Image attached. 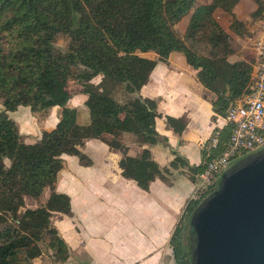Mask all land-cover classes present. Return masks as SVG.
I'll use <instances>...</instances> for the list:
<instances>
[{
    "label": "trees",
    "instance_id": "obj_1",
    "mask_svg": "<svg viewBox=\"0 0 264 264\" xmlns=\"http://www.w3.org/2000/svg\"><path fill=\"white\" fill-rule=\"evenodd\" d=\"M250 4L254 10L239 19L238 6ZM263 14L264 0H0V264L69 261L71 250L53 219L72 217L71 197L57 192V183L67 165L64 155L91 166L83 151L88 141L102 140L121 154L122 176L142 190L149 191L157 179L169 183V168H161L150 152L165 141L156 129L159 103L143 98L141 90L159 63L180 53L197 71L213 107V121L227 119L231 106L252 93L256 64V57H238V41L231 33L245 37L257 29ZM219 17L227 19L226 25ZM63 36L68 40L65 49L58 46ZM97 77H102L99 85L93 83ZM108 85L122 87L125 102L102 92ZM79 95L86 97L83 105L70 107ZM20 107L30 108L39 124L58 107L59 123L27 144L9 116ZM166 122L183 133V120L167 117ZM232 132L228 123L217 128L204 151V164H187L189 172L201 174L222 155ZM129 135L146 147L140 157L129 155ZM216 137L219 142L213 147ZM179 161L177 157L171 168ZM214 187L199 191L188 203L170 240L175 264H190L183 228ZM27 197L39 206L29 207Z\"/></svg>",
    "mask_w": 264,
    "mask_h": 264
},
{
    "label": "crops",
    "instance_id": "obj_2",
    "mask_svg": "<svg viewBox=\"0 0 264 264\" xmlns=\"http://www.w3.org/2000/svg\"><path fill=\"white\" fill-rule=\"evenodd\" d=\"M243 9L247 12L246 19L254 6L250 4ZM187 24L188 18L181 24L183 30ZM101 79L93 83L98 85ZM141 96L159 103L156 129L165 141L151 147L150 152L161 168H169L170 181L157 179L149 191L142 190L135 181L122 176L121 154L112 152L102 140L88 141L83 149L92 161L91 166H82L77 157L64 155L67 165L59 174L57 192L71 197L73 215H57L53 224L71 250V258L65 264H102L103 260V264H175L170 240L188 203L196 198L198 191L193 178L199 181L200 175L189 172L186 165L204 164L208 141L217 128L227 126V121L223 118L213 121V107L205 99L197 71L180 53L173 54L168 63L158 64ZM85 100L83 95L75 96L70 107H80ZM20 108L14 119L11 113L9 116L24 135L36 140L41 139L43 131H51L59 123L58 107L43 124L38 123L30 108ZM167 117L183 120L186 124L183 133H176L167 124ZM125 143L132 157H140L146 149L130 135L125 137ZM177 157L180 158L177 167L171 168ZM47 199L43 196L44 202ZM38 206L34 200L29 205ZM75 256L81 259L75 260Z\"/></svg>",
    "mask_w": 264,
    "mask_h": 264
},
{
    "label": "water",
    "instance_id": "obj_3",
    "mask_svg": "<svg viewBox=\"0 0 264 264\" xmlns=\"http://www.w3.org/2000/svg\"><path fill=\"white\" fill-rule=\"evenodd\" d=\"M183 233L190 264H264V147L217 176Z\"/></svg>",
    "mask_w": 264,
    "mask_h": 264
},
{
    "label": "built area",
    "instance_id": "obj_4",
    "mask_svg": "<svg viewBox=\"0 0 264 264\" xmlns=\"http://www.w3.org/2000/svg\"><path fill=\"white\" fill-rule=\"evenodd\" d=\"M248 41L249 47L256 53L252 93L231 106L226 119L233 127L229 145L199 175L198 192L215 183L217 176L233 161L264 147V14L257 22V29L251 31ZM218 142L216 137L213 147Z\"/></svg>",
    "mask_w": 264,
    "mask_h": 264
},
{
    "label": "rangeland",
    "instance_id": "obj_5",
    "mask_svg": "<svg viewBox=\"0 0 264 264\" xmlns=\"http://www.w3.org/2000/svg\"><path fill=\"white\" fill-rule=\"evenodd\" d=\"M237 12H238V15H239V17L241 18V19H244L246 16H247V12H246V9H243V8H238L237 9ZM227 19H224L223 17H219V20L218 21H220L221 23H223V24H225L226 25V21ZM181 32H183V29H184V26L182 25V27H181ZM248 36L250 37L251 36V32L250 33H248L247 35H245V37H243V38H241V42L240 41H238V49H237V55H238V57L239 58H243V57H246V58H248L249 60H253V59H255V51H253L250 47H249V45H248V43H247V41H246V39L248 38ZM67 43H68V40H67V38L66 37H60L59 38V40H58V46L61 48V49H65L66 47H67ZM256 61V60H255ZM99 80V77H97L94 81H98ZM101 82H102V79H101ZM100 81L98 82V85L101 83ZM102 92H104V93H107V94H109L110 96H112L113 98H115V100L117 101V102H125V100H126V98H127V95H126V93L123 91V88L122 87H112V86H110V85H108V86H106V87H104V88H102ZM73 99V98H72ZM71 99V100H72ZM71 100H70V102H69V106L71 105ZM73 102V101H72ZM2 108L0 107V110H1ZM21 109H26V108H20V110ZM19 110V111H20ZM16 115V112L15 113H11V117L14 119V116ZM22 127L24 128V124H22ZM22 128V129H23ZM26 128H29L28 126L26 127ZM30 129V128H29ZM21 134H23V130H21ZM107 137V136H106ZM132 137H134L135 138V136H132ZM130 139H132V138H130ZM23 140H24V142L25 143H35V142H37L38 140H36L35 138H33L32 136H27V135H24L23 134ZM199 179V178H198ZM199 186H200V179H199V181L197 180V179H195V186H194V188H195V190L196 191H198V189H199ZM45 198H48L47 196H49V192L48 191H46V193H45ZM183 196H185V194L183 195ZM196 197V196H195ZM187 200V202L190 200L189 198L188 199H186ZM33 201V199L32 198H30V197H27L26 198V203H27V205L29 206L30 204H31V202ZM78 259H81V257H78V258H76V256H75V260H78ZM105 260H103L102 261V264H103V262H104ZM99 263H100V261H99Z\"/></svg>",
    "mask_w": 264,
    "mask_h": 264
}]
</instances>
